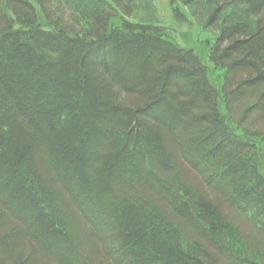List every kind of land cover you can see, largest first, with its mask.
I'll return each instance as SVG.
<instances>
[{
    "label": "trees",
    "instance_id": "obj_1",
    "mask_svg": "<svg viewBox=\"0 0 264 264\" xmlns=\"http://www.w3.org/2000/svg\"><path fill=\"white\" fill-rule=\"evenodd\" d=\"M181 2L0 0V264H264V0Z\"/></svg>",
    "mask_w": 264,
    "mask_h": 264
},
{
    "label": "rangeland",
    "instance_id": "obj_2",
    "mask_svg": "<svg viewBox=\"0 0 264 264\" xmlns=\"http://www.w3.org/2000/svg\"><path fill=\"white\" fill-rule=\"evenodd\" d=\"M156 7V17L149 20L153 26H162L169 29V36L182 49H195L200 55L204 41L211 40L212 28L205 29L196 22L195 18L189 13L181 0H153ZM185 15L187 21L180 17ZM184 16V17H185ZM131 21H136L130 18ZM191 24V25H190ZM186 38V39H185ZM210 65L207 61L204 62Z\"/></svg>",
    "mask_w": 264,
    "mask_h": 264
}]
</instances>
